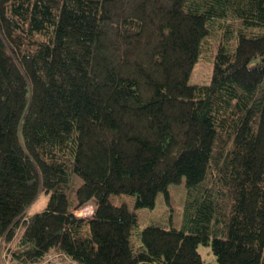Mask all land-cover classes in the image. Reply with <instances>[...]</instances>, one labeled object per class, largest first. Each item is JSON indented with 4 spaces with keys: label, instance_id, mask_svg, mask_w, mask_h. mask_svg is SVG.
<instances>
[{
    "label": "trees",
    "instance_id": "trees-1",
    "mask_svg": "<svg viewBox=\"0 0 264 264\" xmlns=\"http://www.w3.org/2000/svg\"><path fill=\"white\" fill-rule=\"evenodd\" d=\"M50 252L264 264V0H0V264Z\"/></svg>",
    "mask_w": 264,
    "mask_h": 264
},
{
    "label": "rangeland",
    "instance_id": "rangeland-1",
    "mask_svg": "<svg viewBox=\"0 0 264 264\" xmlns=\"http://www.w3.org/2000/svg\"><path fill=\"white\" fill-rule=\"evenodd\" d=\"M215 51V43L209 45L207 52L201 54V57L193 67V70L189 76V82H200L207 83L210 78V73L213 65L212 55ZM175 185H171L169 191L172 192ZM119 196V195H115ZM176 196H179V193H176ZM47 200V196L45 194H40L37 199L29 206L28 211H36L40 210L44 207ZM116 201L121 203L125 201L131 208L134 203V197L131 195H124L116 197ZM177 207V205L175 206ZM92 210V205L87 204L82 206L80 209L76 210V214L79 215H89ZM139 216V226L138 231L144 227L145 225L156 223L164 226H176L179 227L181 225V218H178L176 212L173 214L170 213V209L167 206L163 194H159L155 200V205L152 208H139L138 210ZM137 241L139 243V238L137 237ZM198 250L205 261H214L215 257L210 249L209 245L199 244Z\"/></svg>",
    "mask_w": 264,
    "mask_h": 264
},
{
    "label": "built area",
    "instance_id": "built-area-1",
    "mask_svg": "<svg viewBox=\"0 0 264 264\" xmlns=\"http://www.w3.org/2000/svg\"><path fill=\"white\" fill-rule=\"evenodd\" d=\"M62 258H64V256H62L61 254L50 252L47 257L38 264H74L70 260L62 261Z\"/></svg>",
    "mask_w": 264,
    "mask_h": 264
}]
</instances>
